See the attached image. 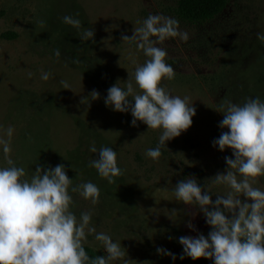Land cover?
<instances>
[{
    "label": "rangeland",
    "instance_id": "obj_1",
    "mask_svg": "<svg viewBox=\"0 0 264 264\" xmlns=\"http://www.w3.org/2000/svg\"><path fill=\"white\" fill-rule=\"evenodd\" d=\"M175 7V0H0V136L13 129L5 137L11 146L7 158L25 169L26 178L37 165L43 170L63 164L73 186L91 181L99 187L95 204L70 192V210L78 219L81 212L90 213L95 232L85 229L82 243L97 256L106 253L94 239L96 232L121 244L125 256L110 264H212L211 259L179 258L178 237L207 236L210 227L198 205L175 198L174 186L191 176L213 200L230 191L213 178L232 156L230 149L221 152L211 143L222 131V106L246 97L264 99V40L259 38L264 0H228L218 16L194 24L178 19ZM149 14L177 19L188 35L157 46L166 50L165 62L174 70L162 86L172 95L188 96L195 108L191 126L167 141L155 162L144 152L157 146L160 130L139 121L132 126L130 113L104 104L107 89L118 80L123 87L147 59L134 41L120 37L131 36ZM64 15L77 16L81 29L63 23ZM83 28L94 30L91 41L81 38ZM5 33L14 36L2 38ZM43 72L49 73L47 80L41 79ZM92 90L99 93L95 100ZM93 145L116 151L122 174L112 183L89 165L97 155L89 150ZM0 166H7L3 153ZM254 180L253 187L264 190V176ZM189 222L195 231L186 226ZM157 246L177 258L158 255Z\"/></svg>",
    "mask_w": 264,
    "mask_h": 264
},
{
    "label": "clouds",
    "instance_id": "obj_2",
    "mask_svg": "<svg viewBox=\"0 0 264 264\" xmlns=\"http://www.w3.org/2000/svg\"><path fill=\"white\" fill-rule=\"evenodd\" d=\"M61 19L81 29L77 16L64 15ZM138 23L140 26L132 30L131 36L122 34L120 39L134 41L147 59L135 68L133 79L127 77L123 87L118 80L107 89L104 104L113 111L130 113L132 126L139 121L147 129L160 130L157 146L144 152L146 158L155 162L161 156V147L187 130L195 115L188 96L172 95L162 86V79L173 78L174 70L165 62L166 50L157 45L170 37L187 40L188 35L179 30V21L173 17L149 14ZM93 36L92 28L82 29V39L91 41ZM259 38L264 40V36ZM53 55L59 57V49L53 50ZM48 78V72L41 74V79ZM60 84L62 89L70 88L67 81ZM90 95L93 100L99 97L96 90ZM222 113L218 124L222 131L211 143L221 152L230 149L232 156L225 157V171L217 172L213 178L230 191L213 200L195 177L176 182L175 198L185 205H198L210 227L207 236L197 233L178 237L182 247L179 258L211 259L212 264H264V190L253 187L254 178L264 176V99L226 101ZM12 133L8 127L0 136V153L7 163L0 166V264H110L125 256L121 244L104 232H96L94 239L102 242L106 255L90 258L84 249L85 229L87 233L95 229L90 226L89 212H81L78 219L70 210V192H78L95 204L99 187L91 181L73 186L63 164L44 166L43 170L37 165L26 178L25 169L7 158L11 146L5 137L10 138ZM89 150L97 153L89 165L108 183L122 174L117 153L111 147L97 149L93 145ZM186 226L195 231L190 222ZM156 253L173 261L177 258L159 246Z\"/></svg>",
    "mask_w": 264,
    "mask_h": 264
},
{
    "label": "trees",
    "instance_id": "obj_3",
    "mask_svg": "<svg viewBox=\"0 0 264 264\" xmlns=\"http://www.w3.org/2000/svg\"><path fill=\"white\" fill-rule=\"evenodd\" d=\"M175 14L178 19L187 23H204L218 16L227 6L228 0H175ZM13 34H2V38L13 37ZM84 246V245H83ZM90 258L97 256L91 248L84 246Z\"/></svg>",
    "mask_w": 264,
    "mask_h": 264
}]
</instances>
